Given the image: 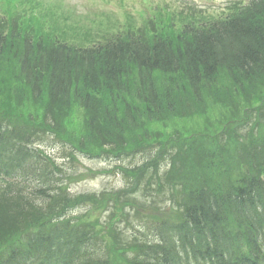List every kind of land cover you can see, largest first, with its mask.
<instances>
[{
    "label": "trees",
    "instance_id": "1",
    "mask_svg": "<svg viewBox=\"0 0 264 264\" xmlns=\"http://www.w3.org/2000/svg\"><path fill=\"white\" fill-rule=\"evenodd\" d=\"M71 14L1 0L0 264H264V0L207 22L159 7L82 30ZM46 135L88 159L153 151L120 171L167 187L168 218L122 230L133 184L69 195L33 148Z\"/></svg>",
    "mask_w": 264,
    "mask_h": 264
},
{
    "label": "rangeland",
    "instance_id": "2",
    "mask_svg": "<svg viewBox=\"0 0 264 264\" xmlns=\"http://www.w3.org/2000/svg\"><path fill=\"white\" fill-rule=\"evenodd\" d=\"M47 1V0H46ZM63 5L65 11H71L73 21L79 22L83 28L89 27L94 21L104 22L102 14H112L120 21L123 13L138 18V13H142L146 8L155 6H170L178 13L185 15H194L204 18V21L211 20L225 11V8L235 2L246 4L248 0H49ZM194 13V14H192ZM109 15V16H112ZM137 16V17H136ZM209 18V19H208ZM203 21V22H204ZM94 26V25H93ZM42 152L49 156L57 169L53 172L52 179L63 184L68 194L72 196L82 194H99L103 191L113 192L123 188L130 189L135 186L134 195L137 203L132 207L125 209L129 213L128 223L136 228H142L143 223L147 221L162 220L168 218L171 213L169 207L167 187L160 188V181L151 177V172H146V176L138 175L135 178L123 176L119 168L134 169L141 166L154 155L152 151L142 155H136L122 160H102L88 159L77 154L72 155L67 146L56 142L52 137L43 136L38 147ZM160 174L168 169L160 164ZM150 177V179H148ZM148 181V185H147ZM36 186L34 182H25L24 188L28 190ZM137 186V187H136ZM146 191V192H143ZM159 192V193H158ZM161 193V194H160ZM91 207V206H89ZM92 208V207H91ZM88 210L81 207L72 215L78 216ZM137 210V212H135ZM107 211H93L91 216V225H94V231L103 234L104 225L107 221ZM125 220L119 227L125 230ZM126 231V230H125Z\"/></svg>",
    "mask_w": 264,
    "mask_h": 264
}]
</instances>
